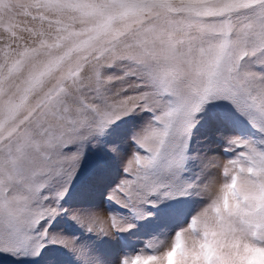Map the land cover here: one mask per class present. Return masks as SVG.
Returning <instances> with one entry per match:
<instances>
[{"label":"snow or ice","instance_id":"obj_1","mask_svg":"<svg viewBox=\"0 0 264 264\" xmlns=\"http://www.w3.org/2000/svg\"><path fill=\"white\" fill-rule=\"evenodd\" d=\"M141 113L150 117L136 124ZM235 124L255 135L219 131L223 155L193 153L197 126ZM115 161L122 174L106 199L149 234L191 216L152 236V254L58 231L74 223L102 238L136 227L64 206L76 181L94 186ZM190 194L207 197L195 214L174 199ZM13 255L264 264V0H0V264Z\"/></svg>","mask_w":264,"mask_h":264},{"label":"rangeland","instance_id":"obj_2","mask_svg":"<svg viewBox=\"0 0 264 264\" xmlns=\"http://www.w3.org/2000/svg\"><path fill=\"white\" fill-rule=\"evenodd\" d=\"M150 117L149 113H141L134 117L136 124H142L146 122ZM225 131L229 135H243L245 138H250L255 135L254 130L247 127L244 124H235L231 125L225 129H216L208 128L206 126H197L193 132V142H192V151L193 153H199L200 155H223V141L219 138L218 132ZM134 145L126 147L128 152L131 151V148ZM199 169L193 166L192 172L189 175H194ZM122 174V165L120 161H115L112 165V170L110 174L101 182L96 183L94 186L82 189L80 181H76L75 187L71 190V195L66 197L64 201L65 207H70L73 209H82L89 210L92 207L95 209L102 208L105 212L115 213L117 215L125 217L126 223L135 224L136 227L132 229L131 233H117L110 237L98 238L93 234H89L83 228L75 225L70 229L65 230V228H58V231L63 232L66 236H77L81 241H87L91 245H101L105 248L114 247L117 242H122L130 240L132 247L129 251H138L139 249L143 251V254H152L151 250L145 249L144 246L147 243L155 244V240H149L152 236L159 235L163 238L164 234L171 235L175 230L180 226L186 224L190 221L191 216H180L170 221L168 226L161 231H153L151 234L148 233L144 228L141 227L143 221H137L135 217L127 212L125 209H122L120 206L108 201L106 199V194L108 190L118 183ZM205 198L200 195L190 194L183 197H176L174 199H181L185 201L183 207L186 210H192V214H195V210L200 208L205 203ZM173 201L165 200L164 203H172ZM67 217L61 221V224H64L67 221ZM153 221L154 226L159 224L158 218L153 215L150 217ZM170 243L169 241H166ZM72 257H69V260L72 261ZM16 257L13 255L11 258L6 256L4 264H15Z\"/></svg>","mask_w":264,"mask_h":264},{"label":"bare ground","instance_id":"obj_3","mask_svg":"<svg viewBox=\"0 0 264 264\" xmlns=\"http://www.w3.org/2000/svg\"><path fill=\"white\" fill-rule=\"evenodd\" d=\"M126 151H127V150H126ZM89 210H98V211L105 212L102 208L95 209V207H92V208H90Z\"/></svg>","mask_w":264,"mask_h":264}]
</instances>
